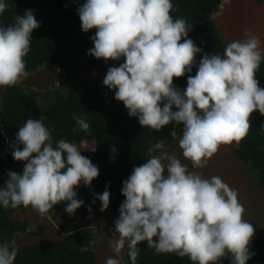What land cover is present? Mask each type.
<instances>
[{
  "label": "clouds",
  "instance_id": "1",
  "mask_svg": "<svg viewBox=\"0 0 264 264\" xmlns=\"http://www.w3.org/2000/svg\"><path fill=\"white\" fill-rule=\"evenodd\" d=\"M8 7L0 0V14ZM175 10L172 0H85L77 12L83 32L95 29L88 54L106 62L123 58L103 79L115 100L144 128L158 132L169 124L182 125V157L192 169H204L222 146L239 147L251 130L254 112L264 116V87L256 75L264 48L260 37L245 29L243 38L227 43L222 55L203 53L197 63L202 49L189 38L193 26L183 17L174 18ZM41 24L30 9L17 14L12 24H0V88L29 77L25 57L31 34ZM194 66L197 71L187 76L186 88L176 87L174 78L190 74ZM72 118L77 125L73 132L91 135L86 116L74 113ZM44 119L28 118L19 127L11 155L25 163L22 172L9 171L0 187V206L31 207L43 219L54 206L67 202L66 213L75 215L84 205L77 189L81 184L90 187L99 176L98 167L81 154L95 153L96 144L54 141ZM171 136L177 138L175 128ZM148 151L146 162L123 181L125 200L108 240L115 257L105 264H121L125 246L131 264H137L138 245L145 241L157 254L187 257L192 264H218L222 259L247 264L255 255L250 245L256 230L244 219L238 190L219 176L205 178L189 170L163 140ZM110 195L107 187L95 194L101 212L108 209ZM88 211L92 213L91 206ZM96 243L88 240L80 251H94ZM18 251L14 241L0 242V264H14Z\"/></svg>",
  "mask_w": 264,
  "mask_h": 264
},
{
  "label": "trees",
  "instance_id": "2",
  "mask_svg": "<svg viewBox=\"0 0 264 264\" xmlns=\"http://www.w3.org/2000/svg\"><path fill=\"white\" fill-rule=\"evenodd\" d=\"M224 0H172L177 10L172 12L174 18L183 17L193 27L189 38L202 49L197 55V63L203 53L223 54L226 40L214 22L213 13L219 11ZM8 9L0 14V24L7 26L14 22V17L23 15L26 9L33 10L39 28L34 29L31 38V50L25 57L27 70L33 71L47 64L59 67L65 73L60 80V89L50 88L46 92L30 87L15 85L5 88L2 94L3 107L0 111V187L8 179L9 171L22 172L21 161H15L11 155V145L16 142V133L28 118L39 119L43 116L45 125L52 133L54 141L66 139L79 143L81 140H94L96 152H91L89 159L99 169V176L92 181L90 187L83 184L77 189V199L84 205L76 210L75 215L65 211L66 203L57 204L51 210L62 212L61 229L65 237L60 243L39 238L33 244L16 245L18 255L14 264H96V250L103 234L95 227L81 224V217L100 211L101 202L95 194H102L107 187L110 191V204L107 212L118 214L119 207L125 200L121 194L123 181L132 173L135 166L146 162L148 149L157 141L163 140L165 146L174 144L171 136L173 128L179 139L182 125L169 124L160 131L142 127L137 117H130L122 102L114 98V91L103 85V79L93 82L85 88H79L75 76L86 66L103 72L104 77L109 67L119 66V61H104L88 54L94 45L90 39L95 29L85 33L81 29V21L77 12L85 0H5ZM47 14H43L44 9ZM182 42V41H181ZM194 66L190 74L174 78V84L183 90L187 86V76L195 75ZM257 79L260 87H264V60L261 62ZM68 90L67 94L64 91ZM41 100L46 102L40 103ZM175 111L176 109L173 108ZM86 116L91 135L77 130L73 114ZM117 152L113 154L111 148ZM22 147V146H21ZM239 159L250 166V170L258 176L264 187V116L254 112L251 116V130L235 149ZM166 175V174H165ZM95 200V203L93 201ZM17 209H4L0 206V242H13L16 234L27 232L32 225L30 220L14 218ZM96 240L94 251L82 252L88 240ZM156 239V238H154ZM140 254L137 264H192L187 258L175 254H157L147 247V242L138 245ZM254 252L247 264H264V235H256L250 245ZM127 264H131L127 252ZM218 264H229V259H222Z\"/></svg>",
  "mask_w": 264,
  "mask_h": 264
},
{
  "label": "rangeland",
  "instance_id": "3",
  "mask_svg": "<svg viewBox=\"0 0 264 264\" xmlns=\"http://www.w3.org/2000/svg\"><path fill=\"white\" fill-rule=\"evenodd\" d=\"M47 12V8L42 11L45 15ZM213 18L216 27L227 43L242 39L245 29H248L260 37L262 48H264V0H224L220 4L219 11L213 13ZM29 73V77L18 85L41 92H46L50 88L60 89L59 82L65 78L63 70L52 64H47ZM103 78L102 71L95 70L92 66H86L75 76V82L79 88H85L93 82L101 81ZM4 90L5 88H0V111L3 107L2 94ZM67 93L68 90H65L64 94ZM44 102L46 101H40L43 104ZM87 141L89 144L94 143V140ZM77 144L79 145V143ZM166 149L170 154L174 153L183 163L187 164L189 170L202 172L205 178H210L213 175L219 176L231 188L237 189L239 200L246 209L244 219L252 223L256 230L254 237L259 234L264 235V187L256 173L250 170L249 164L238 158L235 145L222 146L204 169H192L191 163L184 160L178 147V139L174 140V144L167 145ZM90 153L91 151L85 150L81 154L89 158ZM24 163L22 162L23 167ZM165 174H167V170H165ZM13 217L32 222L27 232L16 234L14 239L16 245L33 244L39 238L49 239L58 244L65 237L60 226L62 219L60 210H50L42 219L31 207H22L14 212ZM118 217L119 213L111 214L107 211H96L81 217L82 225L95 227L103 234L96 250V264H105L107 258L115 257L108 240L112 236L113 221ZM126 252L127 246L121 253V264H127L125 260Z\"/></svg>",
  "mask_w": 264,
  "mask_h": 264
}]
</instances>
